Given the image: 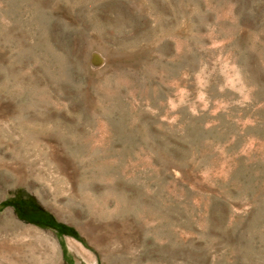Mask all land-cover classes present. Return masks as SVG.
I'll list each match as a JSON object with an SVG mask.
<instances>
[{
	"label": "rangeland",
	"instance_id": "1",
	"mask_svg": "<svg viewBox=\"0 0 264 264\" xmlns=\"http://www.w3.org/2000/svg\"><path fill=\"white\" fill-rule=\"evenodd\" d=\"M0 264H264V0H0Z\"/></svg>",
	"mask_w": 264,
	"mask_h": 264
},
{
	"label": "trees",
	"instance_id": "2",
	"mask_svg": "<svg viewBox=\"0 0 264 264\" xmlns=\"http://www.w3.org/2000/svg\"><path fill=\"white\" fill-rule=\"evenodd\" d=\"M19 217L28 222L36 223L42 227H49L57 230L60 234H68L74 237H79L76 229L72 226L66 225L56 220V218L46 209H44L38 201L33 197H26L19 195L11 202ZM25 210L26 214L23 213Z\"/></svg>",
	"mask_w": 264,
	"mask_h": 264
},
{
	"label": "bare ground",
	"instance_id": "3",
	"mask_svg": "<svg viewBox=\"0 0 264 264\" xmlns=\"http://www.w3.org/2000/svg\"><path fill=\"white\" fill-rule=\"evenodd\" d=\"M94 59H99V57L98 56H94ZM79 246H78V249H80V250H82L83 251V249H82V247H81V245L80 244H78Z\"/></svg>",
	"mask_w": 264,
	"mask_h": 264
},
{
	"label": "water",
	"instance_id": "4",
	"mask_svg": "<svg viewBox=\"0 0 264 264\" xmlns=\"http://www.w3.org/2000/svg\"><path fill=\"white\" fill-rule=\"evenodd\" d=\"M23 221L28 222V221H26V220H23Z\"/></svg>",
	"mask_w": 264,
	"mask_h": 264
}]
</instances>
